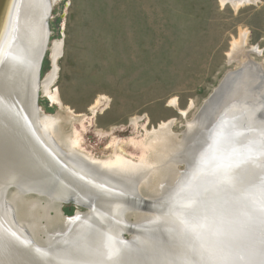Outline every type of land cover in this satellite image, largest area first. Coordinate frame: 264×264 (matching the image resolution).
Listing matches in <instances>:
<instances>
[{"label": "rangeland", "instance_id": "rangeland-1", "mask_svg": "<svg viewBox=\"0 0 264 264\" xmlns=\"http://www.w3.org/2000/svg\"><path fill=\"white\" fill-rule=\"evenodd\" d=\"M43 3L47 5L50 34L38 85L42 108L38 114L40 118L59 117L63 137L77 133L82 150L99 160L121 152L135 161L154 159L146 140L165 124L178 141L183 139L204 102L223 78L240 66L230 57L233 43L240 40L242 32L247 33L243 46L249 54L243 58L264 68V0H250L238 7L221 0ZM59 42L63 47L57 60L58 73L48 94L44 81L54 70V47ZM188 166L180 163L177 168L187 172ZM160 180L154 172L149 184L137 192L144 197L152 195ZM16 194L15 186L7 192L6 207L12 216L7 215L25 238L44 244L38 247L46 250H51L52 241L65 233L64 240H78L69 238L74 227L71 220L77 214L89 213L90 208L65 203L66 200L53 202L47 219L44 207L49 202L48 195L28 192L17 198ZM32 202H36L35 209H30ZM135 212H128L125 219H137L139 224L141 220ZM34 220L40 222L37 231L30 228ZM144 223L147 222L141 224ZM125 236L132 238L131 233ZM48 237L55 238L48 241ZM92 247L96 251L100 246ZM91 251L50 254L85 256Z\"/></svg>", "mask_w": 264, "mask_h": 264}, {"label": "bare ground", "instance_id": "bare-ground-1", "mask_svg": "<svg viewBox=\"0 0 264 264\" xmlns=\"http://www.w3.org/2000/svg\"><path fill=\"white\" fill-rule=\"evenodd\" d=\"M44 1L0 0V142L3 143L0 144V157L1 159L6 157L2 161L3 165L7 160L11 161L10 166L7 164L2 168L3 165H0V175L3 179L15 178L19 173L24 175V178H20V180L24 179L27 182L15 186L17 198L34 189L38 190L41 195H48L49 202L46 206L44 205L47 219L50 218L48 213L53 207V202H64L69 199V196L75 197L80 203L85 201L91 204V208L89 213L77 214L71 220L74 227L70 228L71 236L69 238L78 237V240L67 241L68 238L64 240L65 233V236L60 235L61 239L58 238L56 242L54 241L57 237L55 240L53 239L55 237H52L54 241L48 237L50 239L48 241H52V243L49 242L52 244L51 250L41 247L38 249L44 250L46 253L53 251L55 254L80 252L85 249L92 250L85 256H73L75 259L81 258L82 260L77 259L81 263L90 261L93 258H90L91 254L98 252L97 250L95 252V248L92 246H100L101 238L99 236H103L97 229V224H112L107 215L119 224H131L125 219L126 214L131 211L138 212L140 224L144 221L147 222L146 224L166 223L165 226L170 232L177 229V237L182 235V239L185 240V233H182L184 224H178L174 218L170 219L167 215L162 216L156 211H143L138 208L137 204L134 205L124 199L131 197L136 199L141 195L137 191L141 186L149 184L151 176L155 172L159 174L162 182L157 184L158 186L155 185L157 187H154L152 195H162L171 200L174 203V208L177 211L180 210L176 217L179 216L180 221H187L182 216L185 209L190 208L195 198H198L196 197L198 194L206 193L212 203H217L221 196L220 190L210 191V193L202 191V187L206 186L204 180H209L210 183L213 181L212 178H207L206 172L208 174L227 172L230 164L224 165V163L228 162H232L231 166L234 169L239 165L238 156L242 150L234 148L232 150L234 158L229 157L221 160L226 156L227 150L214 144L216 136L232 131L228 135L239 134L240 138L251 137L257 143H251L246 151L250 154L255 153L253 156H257L254 157L257 160H263L264 68L258 63L243 58V55L249 56L243 46L247 33L242 32L240 40L233 43L230 57L232 62H237L240 66L236 71L226 75L214 94L206 100L205 103L208 105L204 108V112L197 115L196 119L188 124L183 139L178 141L169 125L165 124L160 130L153 131V137L146 140L147 148L154 159L146 158L142 161H135L121 152L115 153V156H110L106 160H99L98 157L82 150L77 133L63 137L59 117L42 116L40 118L39 112L31 111L33 106L31 98L26 99V94H24L27 84H29V90L27 89L29 96H31L33 88L39 87V82L36 84L35 76L36 68L37 71L39 68L37 67L39 66L37 36H39V32L44 33V19L48 16L47 5L45 4V7ZM221 1L238 7L250 0ZM62 47V42L56 43L54 47V70L44 81V88L48 94L52 92L51 84L58 73L57 60L62 54ZM215 110L216 112H214ZM206 112H211L212 115L217 114L211 121V118L205 117ZM206 118L210 119L209 125H205L207 124ZM204 129L206 130L204 131ZM10 150L11 155L9 156ZM60 159L65 161L66 165L57 161ZM189 162L191 166H188ZM180 163H185L190 167L188 173L177 168ZM35 180L36 188H33L31 186H34ZM262 183L263 180L258 184L259 189ZM42 184L45 187L54 184L53 191L60 192V194L46 192L47 190L39 188ZM176 184L177 188L174 187ZM242 191L250 197V191ZM17 198L15 199L17 200ZM260 198V204L264 206V186H262ZM237 203L236 211L241 212L247 208L242 204V201ZM33 205L30 209L36 208V204ZM34 211L33 214L30 211L32 216H34ZM8 214L10 215L9 210ZM114 214L117 216L114 217ZM168 218L169 220H167ZM224 219L225 216L222 217V222H225ZM260 220H262L261 217ZM8 222V224H16L14 219L9 218ZM39 223L36 220L30 223L31 230L37 231L40 228ZM187 224H191V222L189 221ZM192 224L198 227L201 221L195 220V223L192 222ZM70 229L67 230L70 231ZM68 231L67 234H69ZM16 232L22 238V233L19 230ZM61 244L62 246H60ZM186 245L188 247L190 243L187 242ZM113 247L119 249L121 244L117 242ZM192 248L194 247L192 246ZM203 253L205 254V251ZM100 254L101 252H99Z\"/></svg>", "mask_w": 264, "mask_h": 264}, {"label": "water", "instance_id": "water-1", "mask_svg": "<svg viewBox=\"0 0 264 264\" xmlns=\"http://www.w3.org/2000/svg\"><path fill=\"white\" fill-rule=\"evenodd\" d=\"M44 24L47 31H44V33L39 32V36H37V42H39L37 56L40 65L38 74H36V84L40 82L41 67L49 43V16L44 19ZM28 76H30V73H28ZM31 79H33L32 76ZM27 87L24 94H26V99L31 98L33 104L31 111L42 112L39 105V88H33L31 96H29L27 93L29 84H27ZM206 105L208 103L204 102L198 115L204 112ZM212 114L206 112L205 117L208 116L212 121L217 113ZM206 119L207 124L205 125H209L210 119ZM230 132L232 131L216 136L214 144L222 147L223 150H227L226 156L221 160L229 157L234 158L232 155L234 148L242 150L238 156L239 165L234 169L231 166L232 162H228L224 163V165L230 164L227 172L221 171L220 174H208L206 172L207 178H212L213 181L210 183L209 180H204L206 186L202 187V191L207 193L220 190L221 196L217 203H212L211 198L206 193L198 194L196 196L198 198H195L190 208L185 209L182 216L187 221H180L179 216L176 217L180 210L177 211L174 208V203L162 195H149L148 197L139 195L138 199L132 197L124 199L134 205L137 204L138 208L143 211H156L162 216L167 215L170 219L174 218L178 224H184L182 233H185V240L182 239V235L177 237V229L170 232L163 223L138 224L136 223L137 219L133 222L127 218L132 224H119L107 215L112 224H97V229L103 235V241L97 249V254H91L90 258L93 257L92 260L84 261V263L69 254L55 256L49 252L46 253L44 250L38 249V246H44V244L32 240L27 235L28 239L23 234L21 235L22 238L19 237L20 234L16 232L19 230L18 224H8V208L6 207L8 206V200H6V195L11 187L19 185V183H26L27 180H20V178H24L22 173L16 175L15 178L3 179L0 175V264H264V206L260 204V193L262 186H264V158L263 160H257L254 158L257 156H253L255 153L250 154L246 151L251 143H257L256 140L254 142L251 137L247 136L240 138L239 134L228 135ZM0 144L3 143L0 142ZM4 158L6 159V157ZM4 158L1 159L0 157L1 166ZM61 159L57 161L62 165H66V162ZM7 164L10 166L11 161L7 160L2 168ZM11 168L13 167L11 166ZM262 180L263 183L259 189L258 184ZM33 185L31 187L36 188V180ZM39 188L47 190L46 192L51 194H60V192L53 191L55 189L54 184L47 187L42 184ZM242 190L250 191V197L244 194ZM32 192L38 194L39 191L34 189ZM252 197L253 200H251ZM67 200L65 203H73L87 209L91 208V204L85 201L80 203L75 197L69 196ZM240 201L247 208L238 212V210L236 211L237 202L240 203ZM113 216L116 217L117 214ZM223 216H225V222H222ZM260 217L262 220H260ZM195 220L201 221L198 227L192 224V222L195 223ZM189 221L191 224H187ZM125 233H131L132 238H126ZM116 241L121 244V248L115 249L113 247V245H116ZM187 242L190 243L188 247ZM203 251H205V254ZM99 252H101L100 255Z\"/></svg>", "mask_w": 264, "mask_h": 264}]
</instances>
